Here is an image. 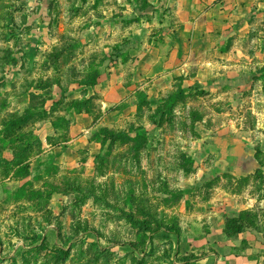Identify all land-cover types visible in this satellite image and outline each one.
Here are the masks:
<instances>
[{"label": "rangeland", "instance_id": "rangeland-1", "mask_svg": "<svg viewBox=\"0 0 264 264\" xmlns=\"http://www.w3.org/2000/svg\"><path fill=\"white\" fill-rule=\"evenodd\" d=\"M147 1L0 0V264H228L222 192L251 179L264 189V174L209 173L197 155L237 146L262 164L255 122L264 108L243 94L246 103L229 109L217 94L182 86L108 101L84 90L121 60L124 80L137 84L122 22L113 38L104 28L93 37L92 27L104 11L143 12ZM86 96L90 113L77 114L73 102ZM26 110L32 121L8 128Z\"/></svg>", "mask_w": 264, "mask_h": 264}, {"label": "crops", "instance_id": "crops-1", "mask_svg": "<svg viewBox=\"0 0 264 264\" xmlns=\"http://www.w3.org/2000/svg\"><path fill=\"white\" fill-rule=\"evenodd\" d=\"M146 3L143 12L135 6H126L120 12L116 8L104 11L106 18H95L101 25L92 27L93 37L99 34L96 30L104 28L110 30L113 38L115 25L122 22L120 36L128 37L134 47L128 57L130 61L135 58L130 72L137 84L124 80L127 64L121 60L118 70L103 73L97 86L84 90L95 88L108 101L114 95L121 96L122 100L133 89L141 90L148 85L158 94L182 86L217 94L219 99L227 101L225 105L229 109L235 110L239 104L246 103L240 99L244 95L252 96V103L257 102L255 109L264 108V0H150ZM136 15L139 22L126 27ZM257 116L256 128L264 132V111ZM204 122L208 123V119ZM226 122L237 123L234 118ZM261 135L264 137V133ZM232 149H204L197 155L202 160V170L231 173L238 179L253 178L255 171L264 174V160L260 164L256 150L247 152L237 146ZM261 152L260 157H264V146ZM222 193L223 223L219 227L223 237L219 246L225 253L223 259L228 264H264V189L255 187L251 179L239 190ZM241 217L239 225L243 231L228 238L226 220Z\"/></svg>", "mask_w": 264, "mask_h": 264}, {"label": "trees", "instance_id": "trees-1", "mask_svg": "<svg viewBox=\"0 0 264 264\" xmlns=\"http://www.w3.org/2000/svg\"><path fill=\"white\" fill-rule=\"evenodd\" d=\"M100 77H101L100 73L94 74L88 80V82L83 84V86L85 87L97 86L99 84ZM91 103H92L91 98H85L84 100H75V102H73V108L71 109H73L77 114H82L83 112L90 113L89 107L91 106ZM33 118H34V113L31 110H26L22 116L10 122V124H8V128L11 129L15 127L22 128L23 126L31 122ZM61 121H63L64 124H67V126L70 125V123H68V121L64 119H61ZM55 129H58L56 125H55ZM111 137L116 139L117 136L112 135ZM2 162L3 160L0 158V163ZM241 219L242 217L240 219H231L226 225L225 231H227V229L230 230V232L232 233L230 234V236H235L236 234H239L243 231V227L239 225ZM227 235L229 236V233H227Z\"/></svg>", "mask_w": 264, "mask_h": 264}]
</instances>
